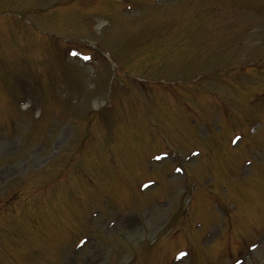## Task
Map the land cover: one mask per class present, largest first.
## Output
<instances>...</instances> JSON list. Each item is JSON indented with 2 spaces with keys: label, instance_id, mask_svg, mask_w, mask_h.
<instances>
[{
  "label": "rangeland",
  "instance_id": "obj_1",
  "mask_svg": "<svg viewBox=\"0 0 264 264\" xmlns=\"http://www.w3.org/2000/svg\"><path fill=\"white\" fill-rule=\"evenodd\" d=\"M66 1L0 0V264H136L147 252L153 256L145 264H163L178 249L163 235L175 226L171 220L179 212L172 210L180 207L182 183L164 180L150 195L143 187L149 177L161 179L168 168L152 158L167 143L177 145L180 154L202 149L206 159L194 168L193 158L181 162L197 179L188 202L182 197V210L186 213L193 198L194 202L201 198L196 208L202 220L188 217V223L179 227L187 235L178 237L179 250L196 241L203 245V237L216 223L209 221L208 211L213 209L205 199L208 194L220 195L221 183L235 173L240 161L252 160V168L245 165L241 170H248L244 177L248 191L235 188L240 195L230 197L235 221L226 236L225 230L221 235L229 243L236 237L239 243L260 232L247 256L236 264H264V177L257 176L264 174V125L243 140L245 148L225 147L234 132L231 124L247 135L250 123L245 122L264 123V101L250 102L257 90H264L261 74L242 75L236 90L230 83H205L221 91L239 118L221 115L220 108L202 97L194 99V91L184 87L174 91L135 84L128 90L115 89L111 100L106 97L111 68L94 47L90 53L88 47L76 50L74 43L93 41L112 57L122 56L119 66L124 72L149 80H192L214 66L207 67V60L223 55L214 60L231 67L252 62L258 68L264 64V0H140L136 11L133 3H125L130 6L126 15L118 14L113 4L83 10L69 9ZM93 22L96 31L91 30ZM65 40L73 43L64 47L59 41ZM92 55L98 60L95 74L88 60ZM15 100H25V106L16 110L23 116L8 109L16 108ZM181 101L190 103L193 112ZM190 118L197 120L196 125L189 124ZM217 123L227 129L218 133ZM4 127L11 131L6 134ZM201 137L217 147L203 149ZM60 174L67 175L63 183L57 180ZM88 176L95 186H89ZM238 186L242 187L240 181ZM136 206L146 213L140 218L132 214L135 220L123 223L121 219L137 211ZM95 210L100 215L95 213L91 221L87 214ZM105 212L123 215L109 220ZM221 226L212 227L213 238ZM83 236L88 241L71 255L70 247ZM216 247L201 249L191 259L190 254L186 260V254L177 255L171 264H221L219 256L212 258L222 249ZM238 251L235 246L231 254Z\"/></svg>",
  "mask_w": 264,
  "mask_h": 264
},
{
  "label": "snow or ice",
  "instance_id": "obj_2",
  "mask_svg": "<svg viewBox=\"0 0 264 264\" xmlns=\"http://www.w3.org/2000/svg\"><path fill=\"white\" fill-rule=\"evenodd\" d=\"M85 59H87V57H85Z\"/></svg>",
  "mask_w": 264,
  "mask_h": 264
}]
</instances>
